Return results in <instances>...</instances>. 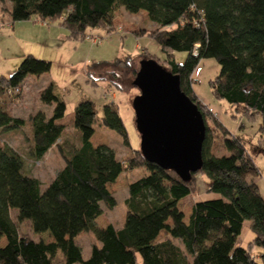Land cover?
Wrapping results in <instances>:
<instances>
[{
	"label": "trees",
	"instance_id": "obj_1",
	"mask_svg": "<svg viewBox=\"0 0 264 264\" xmlns=\"http://www.w3.org/2000/svg\"><path fill=\"white\" fill-rule=\"evenodd\" d=\"M5 1L12 22L58 20L69 39L109 27L120 6L132 13L144 11L155 26L149 35L166 55L165 68L178 75L181 90L204 121L206 109L226 153H212L214 134L205 121L202 166L188 181L148 162L139 149L118 158L108 144L93 143L98 124L115 130L129 147L117 105L105 103L98 117L95 103L82 97L67 114L62 94L50 81L39 98L53 105L52 113L38 110L30 116L27 152L0 143V264H264V199L244 177L256 172L255 163L240 136L230 134L192 87L199 61L216 59L220 71L210 80L214 96L260 115L264 136V0H0ZM175 51L186 53L184 62L174 59ZM50 68L51 61L25 55L9 77L0 75V95L20 87L27 74ZM25 124L0 107V131ZM52 146L63 165L41 190L27 161H38ZM133 170L140 174L127 184L123 224L99 226L104 208L116 204L109 185ZM198 173L207 178V191L220 197L194 200L186 216L179 202L195 191ZM24 220L36 238L22 233L19 224ZM245 220L251 221L254 237L246 246H236ZM85 232L95 237L87 258L77 243Z\"/></svg>",
	"mask_w": 264,
	"mask_h": 264
},
{
	"label": "rangeland",
	"instance_id": "obj_2",
	"mask_svg": "<svg viewBox=\"0 0 264 264\" xmlns=\"http://www.w3.org/2000/svg\"><path fill=\"white\" fill-rule=\"evenodd\" d=\"M7 6L8 2H0V75L9 77L27 54L51 61V68L39 75L27 74L20 87L13 92L7 91L0 95V107L10 115L26 121L22 129L0 131V143H8L16 150L27 152L31 136L30 116L38 110L44 111L47 116L52 113L53 105H46L39 98L41 90L52 81L66 102L67 114L73 111L75 104L82 97L89 98L95 103L98 117L101 116L105 103L113 102L117 105L127 132L129 147L122 143L120 135L115 130L98 124L95 125L93 143L98 141L108 144L118 158H124L130 152L129 149H139L140 135L135 125L132 107L133 98L139 91L133 86V79L142 59L153 58L167 68L163 61L166 55L149 35V31L155 26L148 20L145 12L132 13L120 6L109 27L88 29L78 39H69L67 34L65 38L61 36L59 39L56 38V34L59 31H67L58 20L32 17L29 20L12 22L6 11ZM58 25L64 30L55 32L52 28L59 27ZM68 43L75 47L72 49ZM185 58V52H174V59L177 62L182 63ZM219 71L220 66L216 59L202 58L192 73L193 90L230 134L240 136L256 166V172L244 177L247 181H253L264 199V136L259 132L261 117L252 111L230 106L225 100L214 96L210 80L214 79ZM204 115L207 125L214 134L212 153L217 156L225 154L222 134L215 129L206 109ZM68 128V133L72 134L71 127ZM27 165L30 166L31 174L41 181V190H44L55 172L63 165V158L58 148L52 146L41 159L36 162L27 161ZM139 174L138 170L122 172L116 181L109 185L116 204L113 208H104L103 213L97 218L99 226L112 223L120 227L123 224L127 212L124 202L128 197L127 184ZM206 180L201 173L196 174L195 191L179 202L180 209L186 216L194 200L220 197L217 193L207 191ZM11 213L15 216L14 210ZM19 228L23 234L36 238L29 220L21 222ZM253 237L251 221L245 220L235 245L246 246ZM93 242L95 237L91 232H85L77 238L84 258L89 256L90 245ZM253 252L256 254L255 259L259 261L257 255L261 249L256 246Z\"/></svg>",
	"mask_w": 264,
	"mask_h": 264
},
{
	"label": "water",
	"instance_id": "obj_3",
	"mask_svg": "<svg viewBox=\"0 0 264 264\" xmlns=\"http://www.w3.org/2000/svg\"><path fill=\"white\" fill-rule=\"evenodd\" d=\"M133 86L139 91L132 107L141 155L188 181L202 166L203 115L181 90L178 75L153 58L140 61Z\"/></svg>",
	"mask_w": 264,
	"mask_h": 264
},
{
	"label": "crops",
	"instance_id": "obj_4",
	"mask_svg": "<svg viewBox=\"0 0 264 264\" xmlns=\"http://www.w3.org/2000/svg\"><path fill=\"white\" fill-rule=\"evenodd\" d=\"M146 14V13H145ZM59 27H51L55 32H58L59 30H64L63 29V27L62 26H60V25H58ZM66 30V29H65ZM96 32H100L99 30H95ZM100 33H102V32H100ZM50 34H52L51 32H50ZM66 34H67V32H64V31H59V33L58 34H56V38H59L60 39V37L61 36H63L64 38L66 37ZM68 41V40H67ZM66 41V42H67ZM69 42V41H68ZM59 44H61V43H59ZM68 44H70L69 46H72V49L75 47L74 45H72V43H68ZM92 63H94V62H92ZM27 235V234H26ZM83 234H81L80 235V237L82 236ZM56 264H62V263H60V262H58V263H56Z\"/></svg>",
	"mask_w": 264,
	"mask_h": 264
}]
</instances>
